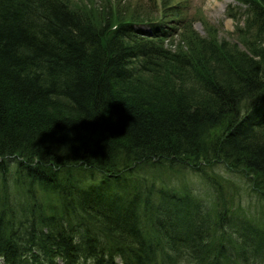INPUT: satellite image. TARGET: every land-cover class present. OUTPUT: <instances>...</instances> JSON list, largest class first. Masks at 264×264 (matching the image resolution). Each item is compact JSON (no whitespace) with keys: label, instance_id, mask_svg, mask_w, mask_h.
I'll return each mask as SVG.
<instances>
[{"label":"trees","instance_id":"obj_1","mask_svg":"<svg viewBox=\"0 0 264 264\" xmlns=\"http://www.w3.org/2000/svg\"><path fill=\"white\" fill-rule=\"evenodd\" d=\"M173 1L0 0L4 264H264V0H237L245 51Z\"/></svg>","mask_w":264,"mask_h":264},{"label":"rangeland","instance_id":"obj_2","mask_svg":"<svg viewBox=\"0 0 264 264\" xmlns=\"http://www.w3.org/2000/svg\"><path fill=\"white\" fill-rule=\"evenodd\" d=\"M152 1V0H150ZM150 1L141 0H114V4L100 5V0H76L79 7L72 8L87 15L91 14L96 22L107 21L106 19L113 15L114 22L116 21L117 13H121L124 19H134L142 21L156 20L157 15L150 7ZM161 1V0H158ZM93 2V4H91ZM118 3V4H117ZM178 3L184 6V17H188L192 24V30L197 33L198 37L207 40H215L223 50L238 48L245 51V44L248 37L241 36L240 30L244 28L243 22L240 21V16L246 14V7L234 0H174L173 4ZM92 5V6H91ZM229 7L238 11L236 18H231L228 12ZM110 15V16H109ZM204 19L212 28L204 24ZM189 21V22H190ZM117 23V22H115ZM179 34V32H176ZM174 42L171 45L177 50H190L194 38L189 35H177L172 38ZM245 42V44H244ZM258 44L264 51V38L259 39ZM167 174L158 177L159 179H167ZM157 181V182H158ZM251 201V200H250ZM243 202V200H242ZM0 264H2L0 262Z\"/></svg>","mask_w":264,"mask_h":264},{"label":"bare ground","instance_id":"obj_3","mask_svg":"<svg viewBox=\"0 0 264 264\" xmlns=\"http://www.w3.org/2000/svg\"><path fill=\"white\" fill-rule=\"evenodd\" d=\"M0 262H1L2 264H4V263H3V260H0Z\"/></svg>","mask_w":264,"mask_h":264}]
</instances>
